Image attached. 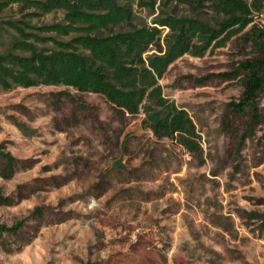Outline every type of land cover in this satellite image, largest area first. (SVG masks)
I'll list each match as a JSON object with an SVG mask.
<instances>
[{
  "label": "rangeland",
  "instance_id": "1",
  "mask_svg": "<svg viewBox=\"0 0 264 264\" xmlns=\"http://www.w3.org/2000/svg\"><path fill=\"white\" fill-rule=\"evenodd\" d=\"M245 1L264 26V0ZM154 7L132 3L147 23L162 13L222 18L197 1ZM28 11H0V51L15 36L5 22ZM62 19L60 10L27 18L36 26ZM241 34L213 53L178 57L159 80L195 122L196 152L156 137L142 112L123 113L98 93L0 89V152L14 157L12 171L0 158V225L19 226L0 230V264H264V91L251 123L230 105L241 77L221 76L256 54Z\"/></svg>",
  "mask_w": 264,
  "mask_h": 264
},
{
  "label": "trees",
  "instance_id": "2",
  "mask_svg": "<svg viewBox=\"0 0 264 264\" xmlns=\"http://www.w3.org/2000/svg\"><path fill=\"white\" fill-rule=\"evenodd\" d=\"M133 1L0 0V11L11 4L29 9L23 18L5 22L15 36L9 49L0 51V89L43 84L98 93L123 113L142 112L144 125L156 137L169 138L196 152L201 137L195 122L164 95L159 80L178 57L213 53L244 33L256 54L221 76L231 80L241 77L242 92L238 101L230 103L232 111L251 123L259 121L258 99L264 91V26L254 22L245 0H176L210 4L222 15L214 24L170 13L147 23L137 19ZM138 2L155 9V0ZM58 10L63 12L59 22L36 26L27 20ZM49 42L50 46L37 44ZM0 158L12 171L14 157L0 152ZM3 199L0 190V201ZM18 229V225H0L2 231Z\"/></svg>",
  "mask_w": 264,
  "mask_h": 264
}]
</instances>
